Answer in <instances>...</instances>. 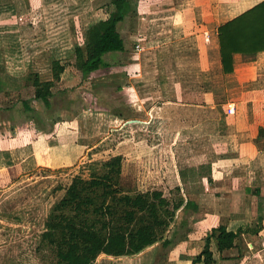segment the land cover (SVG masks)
Here are the masks:
<instances>
[{"label": "crops", "instance_id": "1", "mask_svg": "<svg viewBox=\"0 0 264 264\" xmlns=\"http://www.w3.org/2000/svg\"><path fill=\"white\" fill-rule=\"evenodd\" d=\"M61 1L0 0V35L8 32L12 34L32 31L44 33L47 28V11L52 9L50 6L53 3ZM74 1L78 4V0ZM86 1L92 4L89 12H86L88 17L93 18L100 7L105 9L107 14H104L108 16L104 19L92 20L85 30L93 23L108 19L113 11L111 0H107L105 5L101 3L103 0ZM262 2L264 0H137L134 3L136 13L127 33L130 43L129 52L126 55L129 56L128 60L136 53L141 55L144 47L151 42L149 37H152L150 30L152 25L150 23H153L156 29V40L153 39L152 43L162 50L160 52L162 54L157 56V61L159 59L162 63L164 50L170 46V41L166 42L168 33L175 34L180 29L181 35L185 33L183 39L188 40L189 49L196 50L197 47L204 49L203 72L198 76L188 75V73L186 76H165L164 88H155L156 92L152 91V93V88L149 89L142 81L141 96L137 89L130 86L129 79L131 78L134 82L133 77L125 73L131 61L124 59L122 67L99 75L113 76L114 71L119 70L124 76L123 84H126L125 80H129L123 90L128 96H135L137 102L130 100L129 105L137 112L140 108V113L145 112L151 118L159 119H165L164 114L172 113V117L165 122L166 132H161L163 122L159 119L155 120L156 128L160 130L159 134L156 133L158 136H155L156 143L170 144L171 152L176 149V146L190 145V142L194 140L196 145L204 146L201 154H185L183 156L186 158L181 163L178 158L179 168L172 175L171 180L164 177L159 182L158 188L154 189L163 192L166 197V194L171 196L177 187L182 186V194L185 198L188 196L196 200L198 211L192 215L189 212L186 216L191 228L186 237L183 236L186 234V228L180 230L178 235H175L177 227L170 231L168 238L174 239V245L170 249H162L160 245H156L132 257L100 255L95 264H193L205 248V238L213 229L221 226L226 227L229 232L238 233V238L235 247L223 252L218 250L216 240L212 239L211 251L215 260L213 264H264V52L258 53L251 61L240 54H235L234 72L224 74L218 38V30L221 26ZM153 4L156 5L155 8L152 7ZM197 6L201 9H197ZM5 15L10 17V28H5L3 22ZM197 18L199 24L195 22ZM81 22L83 21H80L79 17V23H77L79 32ZM14 38L18 39L19 36ZM40 38L42 37H35L34 40ZM14 44L16 48L21 45V42L14 41ZM133 45L135 51L132 53L130 50ZM25 46L39 48L40 44L33 46L27 43ZM137 46L139 49L136 48ZM211 52L220 70L221 86L212 84L210 65H208L212 59ZM31 54L27 60V70L32 67L36 71L34 63L38 65L41 57L31 59ZM19 55L18 52L16 58H13V61H16L14 65L18 68L26 64H23L24 60ZM143 69L142 64L140 73L136 74L135 78L145 77ZM26 71L16 75L9 74V76L13 79H21ZM38 73L43 80L52 79L51 72ZM168 81L173 84L172 90L167 89ZM170 91L173 93V99L167 97ZM150 97L155 99L153 104L160 99L165 100L148 111ZM220 97H224L223 100L219 99ZM198 98L201 100H196ZM195 109H205L211 113L217 110V120H219L217 125L221 127V131L216 133L209 130L203 134L196 131V123H191L192 113L197 112ZM228 110H234V113L228 114ZM210 117L212 118V115ZM211 118L207 119L212 121L209 125L215 126L216 123H213ZM80 121L79 125H76L75 147L80 148L81 154L84 150L82 146L84 147L87 143V139L99 134L95 133V128L92 127L94 124H90L91 129H84L83 120L80 119ZM107 121L109 123V118ZM121 121L125 123V120ZM128 122L131 120L126 123ZM144 123V125H150L151 122ZM103 125L106 130L107 124ZM66 130L68 127L62 121L56 122L53 128L46 131L33 122L21 121L20 116L15 114L1 116L0 191L13 186L23 177H29V174L35 171L62 169L77 161L78 158L74 153L78 149L71 152L66 147L69 139ZM205 150H209V153H205ZM188 160L189 163H186ZM183 162L186 164L182 166ZM200 167L205 168L199 171L203 176L200 177L198 174L197 188H193L190 182L184 184L181 182L179 171ZM208 175L211 177L210 181L207 178Z\"/></svg>", "mask_w": 264, "mask_h": 264}, {"label": "rangeland", "instance_id": "2", "mask_svg": "<svg viewBox=\"0 0 264 264\" xmlns=\"http://www.w3.org/2000/svg\"><path fill=\"white\" fill-rule=\"evenodd\" d=\"M106 1L103 0L101 3L105 5ZM136 1L134 0V3ZM91 5L86 0H78V4H75L74 0H62L61 2L53 3L50 6L53 10L47 11V28L44 33L32 31L12 34L8 32L0 35V67H3L1 66V62H3V65L6 66V71L10 75L20 74V72L27 70V60L31 53V59L41 57L38 65L34 63L36 72L44 74L50 72L51 74L52 72L58 73L59 66H66V69L61 74V81L57 84L56 91L59 94L54 99V109L50 113H44L43 115L48 120L55 121V123L62 121L68 127L66 135L69 136V139L66 147L71 152H75L78 149L74 153L78 159L72 162V165L57 170L41 169L35 171L29 174V177H23L13 186L6 187L0 191V264H23V262L25 264H56V257L51 255L47 249L44 250V254H38L39 256L34 254L32 258L26 255L23 256V251H28V248H32V251H34L33 247H35V244L32 240H40L44 232V220L48 210L64 196V189L68 188L75 176L82 175L84 178H89L91 171L89 166L94 162L100 163L108 161L115 156H123L121 187L126 191L136 193L158 188L159 182L164 177L171 180L172 175L179 168L177 159L179 158V163H181L186 158L183 155L203 153L204 146L196 145L195 140L190 142V145L176 146L173 152H171L170 144L156 143L155 136H158L156 133L159 134L160 130L156 128L155 120L159 118H151L145 112L140 113V108L137 107V112L136 109L131 107L129 105L130 100L137 102L136 98L135 96H128L123 87L130 80V86L137 89L141 96L142 81L149 89L152 88V93V91L156 92L155 88H164L165 76H186L187 73L188 75L196 74L198 76V74L203 72L204 49L198 47L196 50L189 49L188 40L183 39L185 38L183 37L185 33L181 35L179 29L175 34H172V32L168 33L166 42L170 41V46L164 50L161 63L159 59L157 61V56L162 50L159 46L156 47L155 43H152L153 39L156 40V29L153 23H150L152 25L150 29L152 37H149L151 42L146 47L142 45L144 52L141 55L134 54L129 60V56L124 58L132 62L128 65L129 68L125 73H128L129 77H133L134 82L130 78L128 81L125 80L126 84L124 85V76L119 70L114 71L113 76L110 74L98 75L89 81H84L81 73L71 65L73 63L74 48L85 46V28L92 20H100L108 16H105L107 14L105 9L100 7V5H96V7H100L96 15L93 18L88 17L86 12H89ZM155 6L153 4L152 7L155 8ZM197 9H201V7L197 6ZM6 15L3 22L5 23V28H10V17L9 15L6 17ZM81 15L87 17H82ZM79 17L80 21H83L81 22L82 32H79V25L77 26ZM195 22L199 24V19L197 18ZM16 36H19V38H14ZM35 37L42 38L34 40ZM43 38L45 42H43ZM14 41H20L21 45L15 48ZM27 43L33 46L40 44V46L39 48H29L25 46ZM130 51L132 53L135 51L134 45ZM18 52L21 59L24 60V63H22H26L19 68L14 65L16 61H13ZM210 55L212 59L208 62V65H210L209 73H211L212 84L215 86L220 84L221 86L222 79L219 76V67L212 52ZM142 64L145 77L143 79L135 78L136 74L140 73ZM172 88L173 84L170 81L167 89L172 90ZM128 92L130 93V91ZM93 94H95V98ZM172 95L173 93L170 91L167 97L173 99ZM223 98L220 97L219 99L223 100ZM164 100L160 99L153 104L155 99L150 97L148 106L151 107H148V111H151L149 109L159 103H163L162 101ZM196 100L201 99L198 98ZM4 102L5 100L1 97L0 104H4ZM111 103L112 105L115 104V108L125 114H134L131 122L126 123L127 121H124L125 123H122L121 118L107 109ZM134 104L136 103L132 105ZM195 110L197 112L192 113L191 123H196V131L202 134L207 133L206 131L209 130L216 131V133L221 131V127L217 125V122H219L217 120V110L212 113L205 109ZM85 111L87 112L85 113ZM227 113L229 114V110ZM171 114H164L165 119H159L163 122L161 125L162 133L166 132L165 122L172 117ZM211 115L212 118L210 117ZM108 118L109 123H107ZM210 118L213 119V123H216L215 126L209 125L212 121L207 119ZM80 119L83 120L84 129H91L90 124H94L92 127L95 128V133L99 134L96 137L87 139V143L84 147L82 146L84 150L81 154L79 153L80 148L75 147L77 142V138H75L76 125H79ZM144 122L151 123L150 125H144ZM103 124H107L105 125L106 130ZM208 151L205 150V153H209ZM79 155L81 156L80 158ZM186 163H189V160ZM186 163L183 162L182 166ZM174 195L176 198L178 197L177 192ZM170 197L166 194V198Z\"/></svg>", "mask_w": 264, "mask_h": 264}, {"label": "trees", "instance_id": "3", "mask_svg": "<svg viewBox=\"0 0 264 264\" xmlns=\"http://www.w3.org/2000/svg\"><path fill=\"white\" fill-rule=\"evenodd\" d=\"M110 4L113 11L109 18L90 25L85 32V46L74 48L71 65L81 73L84 81L122 67L129 52L127 33L136 13L134 0H111ZM218 31L223 73L230 74L234 72L235 54L251 61L264 52V2L224 24ZM1 66L0 98L5 102L0 104V119L5 114H15L21 121L33 122L43 130L53 128L55 121L43 114L54 109V99L59 94L57 84L66 66H59L58 73L52 72L51 80H43L32 67L21 79H13L3 62ZM93 96L95 98V94ZM107 109L125 121L134 117L132 113L119 111L112 103ZM123 160V156H115L108 161L94 162L89 166V178L75 176L64 189V196L48 210L40 240H32L34 251L28 248L23 256H39L47 249L56 257V264H95L100 255L132 257L156 245L170 249L174 239L168 237L174 227H177L175 235L186 228L183 235L186 237L191 231L186 216L198 211L196 200L185 198L182 186L174 191L177 198L175 193L166 198L160 191L132 193L124 190L121 187ZM204 168L180 171L181 182H190L197 188L199 175L203 176L199 171ZM207 178L211 180L210 175ZM237 238L238 233L229 232L224 226L213 229L205 238L203 252L193 264L214 263L212 239L223 252L235 247Z\"/></svg>", "mask_w": 264, "mask_h": 264}, {"label": "built area", "instance_id": "4", "mask_svg": "<svg viewBox=\"0 0 264 264\" xmlns=\"http://www.w3.org/2000/svg\"><path fill=\"white\" fill-rule=\"evenodd\" d=\"M136 48L139 49V46H137ZM229 112H230V114L234 113V110L233 111L230 110Z\"/></svg>", "mask_w": 264, "mask_h": 264}]
</instances>
